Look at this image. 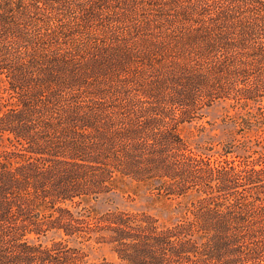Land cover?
I'll return each instance as SVG.
<instances>
[{
  "label": "trees",
  "instance_id": "1",
  "mask_svg": "<svg viewBox=\"0 0 264 264\" xmlns=\"http://www.w3.org/2000/svg\"><path fill=\"white\" fill-rule=\"evenodd\" d=\"M226 100L245 138L182 133ZM112 190L170 212H97ZM264 264V0H0V264Z\"/></svg>",
  "mask_w": 264,
  "mask_h": 264
},
{
  "label": "rangeland",
  "instance_id": "2",
  "mask_svg": "<svg viewBox=\"0 0 264 264\" xmlns=\"http://www.w3.org/2000/svg\"><path fill=\"white\" fill-rule=\"evenodd\" d=\"M202 116L191 123H186L182 129V133L188 144L196 151L209 152L208 147L213 146L214 149H220L222 144L228 141H240L245 138H251L247 143L251 148H259L254 144V131L238 130L233 119L235 112L229 106L226 100H218L209 106H205L201 110ZM239 144V143H238ZM236 153H245V149L239 144L235 146ZM91 206L97 212H104L109 209H128V210H148L163 219L168 218L169 211L160 202L153 199L144 191L134 194L131 191L112 190L101 193L96 199L91 201ZM81 246L86 253V264H95L102 259L116 261L115 253L110 249L107 243L88 242Z\"/></svg>",
  "mask_w": 264,
  "mask_h": 264
}]
</instances>
